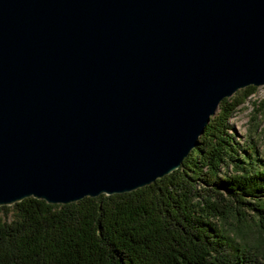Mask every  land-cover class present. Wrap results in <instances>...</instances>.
<instances>
[{"label":"water","instance_id":"water-1","mask_svg":"<svg viewBox=\"0 0 264 264\" xmlns=\"http://www.w3.org/2000/svg\"><path fill=\"white\" fill-rule=\"evenodd\" d=\"M264 84V0H0V206L131 192Z\"/></svg>","mask_w":264,"mask_h":264},{"label":"trees","instance_id":"trees-1","mask_svg":"<svg viewBox=\"0 0 264 264\" xmlns=\"http://www.w3.org/2000/svg\"><path fill=\"white\" fill-rule=\"evenodd\" d=\"M255 90L224 98L180 167L145 187L0 206V264H264V167L251 147L241 154L228 124ZM250 214L263 236L258 249L220 224Z\"/></svg>","mask_w":264,"mask_h":264},{"label":"rangeland","instance_id":"rangeland-1","mask_svg":"<svg viewBox=\"0 0 264 264\" xmlns=\"http://www.w3.org/2000/svg\"><path fill=\"white\" fill-rule=\"evenodd\" d=\"M229 133L240 148L241 154L249 147L253 149L252 158L255 166L264 167V84L256 86L255 92L241 104L228 121ZM241 160L242 157L240 156ZM221 226L231 233L236 243L252 248L263 244V236L258 229L255 216L246 218H230L220 222Z\"/></svg>","mask_w":264,"mask_h":264}]
</instances>
